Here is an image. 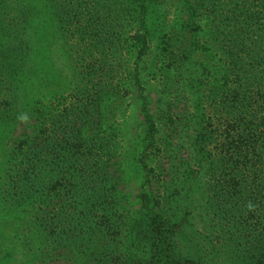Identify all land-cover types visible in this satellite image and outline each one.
I'll return each mask as SVG.
<instances>
[{
	"label": "trees",
	"instance_id": "16d2710c",
	"mask_svg": "<svg viewBox=\"0 0 264 264\" xmlns=\"http://www.w3.org/2000/svg\"><path fill=\"white\" fill-rule=\"evenodd\" d=\"M46 104L0 163L39 252L264 264V0H0V139Z\"/></svg>",
	"mask_w": 264,
	"mask_h": 264
},
{
	"label": "rangeland",
	"instance_id": "374dc122",
	"mask_svg": "<svg viewBox=\"0 0 264 264\" xmlns=\"http://www.w3.org/2000/svg\"><path fill=\"white\" fill-rule=\"evenodd\" d=\"M130 29L131 30L126 33V44L132 49V46L135 45L134 36H136V29L134 25L130 27ZM126 57L128 56L126 55ZM130 62L129 64H131ZM34 106L35 105H33V107ZM54 106L56 107L55 113L61 112L64 109L61 105L57 106L56 101ZM46 107V109L41 108L38 111V114L36 111L39 108L36 106L33 109L35 112H33V115L30 118L26 115L29 111L26 114H23L24 118L22 116L21 121L18 122L13 130L11 129L10 137L5 141L4 139H0V163L2 160V164L6 163L8 159H11L12 161V149L23 153L24 148L28 143V138H35L38 133H40L39 139L41 140V138H43L45 128L40 130L37 128V117L45 119L44 115L48 113L50 105L46 104ZM123 107L125 108V106ZM135 111V106L132 104L127 107L126 112L119 110L115 125L120 127L121 125L124 126L127 120L130 126L134 127ZM119 140L122 139L119 138ZM13 172L14 170L12 171V168L11 171L10 169L8 171H1L0 169V264H88L87 259L85 260L86 257L81 256L76 251L64 253L63 250H58V252L55 251L51 254L52 248L47 247L48 244H44L41 247V250L43 251L40 250L39 252L40 247L37 246L36 243L38 241L37 236H39L40 230L37 228L35 218L37 216L36 209L38 206H41L42 202L40 199L38 200L37 198H34L31 203L32 205L29 206L27 202L21 201V205V202L17 203V200H11L9 194V181L11 179L10 175L14 174ZM130 187L131 190L128 189V191H131L132 196H136L138 189L135 185H131ZM13 205H15V208H13ZM7 209H9L8 211H10L11 215L4 211ZM31 222L32 224H30ZM29 231H31V233ZM44 246L46 247L45 250L43 249Z\"/></svg>",
	"mask_w": 264,
	"mask_h": 264
}]
</instances>
